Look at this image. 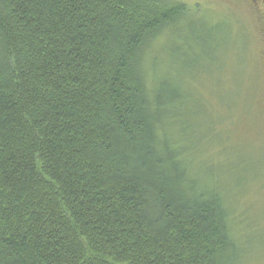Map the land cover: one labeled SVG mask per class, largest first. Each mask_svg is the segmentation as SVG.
Listing matches in <instances>:
<instances>
[{"label": "trees", "instance_id": "obj_1", "mask_svg": "<svg viewBox=\"0 0 264 264\" xmlns=\"http://www.w3.org/2000/svg\"><path fill=\"white\" fill-rule=\"evenodd\" d=\"M198 11L0 0V264H242L232 197L196 163L220 124L194 142L188 78L147 60Z\"/></svg>", "mask_w": 264, "mask_h": 264}, {"label": "rangeland", "instance_id": "obj_2", "mask_svg": "<svg viewBox=\"0 0 264 264\" xmlns=\"http://www.w3.org/2000/svg\"><path fill=\"white\" fill-rule=\"evenodd\" d=\"M177 1L186 3L192 12H200L181 30L172 32L163 52L157 43L147 60L156 56L160 74L170 72L172 77L188 78L187 90L192 97L187 107L189 134L194 142L208 134L211 120L220 124L218 130L208 134H213L215 141L208 146L212 136L205 138L206 152L197 156L196 163L203 162L204 171L197 167L205 180L232 197L240 263L264 264V28L246 0ZM217 24L221 30H231V44L225 55L222 32L218 34L220 49L214 36L209 35V28ZM223 55L220 71L216 68L220 64L213 63V76L221 80L216 85L202 70L210 65V59L220 62ZM180 62L190 66L187 73H176ZM224 93L235 96L229 111L223 104ZM216 134H220V142Z\"/></svg>", "mask_w": 264, "mask_h": 264}, {"label": "flooded vegetation", "instance_id": "obj_3", "mask_svg": "<svg viewBox=\"0 0 264 264\" xmlns=\"http://www.w3.org/2000/svg\"><path fill=\"white\" fill-rule=\"evenodd\" d=\"M251 9L258 15L264 28V0H246Z\"/></svg>", "mask_w": 264, "mask_h": 264}]
</instances>
